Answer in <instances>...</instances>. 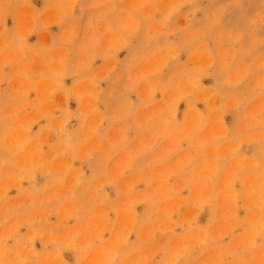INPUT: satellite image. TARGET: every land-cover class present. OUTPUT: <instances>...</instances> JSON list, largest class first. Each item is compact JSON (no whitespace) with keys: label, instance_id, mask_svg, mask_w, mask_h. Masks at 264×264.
Returning a JSON list of instances; mask_svg holds the SVG:
<instances>
[{"label":"rangeland","instance_id":"obj_1","mask_svg":"<svg viewBox=\"0 0 264 264\" xmlns=\"http://www.w3.org/2000/svg\"><path fill=\"white\" fill-rule=\"evenodd\" d=\"M0 264H264V0H0Z\"/></svg>","mask_w":264,"mask_h":264}]
</instances>
